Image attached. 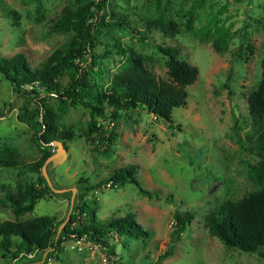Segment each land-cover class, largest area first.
<instances>
[{
  "label": "rangeland",
  "instance_id": "rangeland-1",
  "mask_svg": "<svg viewBox=\"0 0 264 264\" xmlns=\"http://www.w3.org/2000/svg\"><path fill=\"white\" fill-rule=\"evenodd\" d=\"M77 4L78 0H0V56L22 53L31 67H41L72 34L51 32L49 26L65 8ZM191 9L189 31L186 11ZM100 15L106 20L124 16L131 27L94 31V57L85 66L88 71L102 70L98 81L103 89L125 71L126 56L113 45L116 40L159 78L168 76L167 57L158 45L178 47L179 57L195 65L198 75L186 87V105L173 109L171 125L146 107L116 109L105 102L104 117L94 119L110 138L106 146L94 133L88 135V106H64L49 97L57 129L66 136L67 157L47 172L55 187L92 186L86 194L94 200L91 208L98 221L131 213L148 235L110 238L112 251L71 235L46 264H155L172 244L176 215L185 213L191 215L190 222L159 264H264V248L262 253L227 248L206 225L209 213L221 203L264 187L251 178L249 167L257 157L247 149L249 137L259 132L247 97L261 80L264 0H107ZM214 41L221 42L218 48ZM60 83L65 86L68 77H60ZM26 100L0 74V156L15 159L12 165H0V222L40 215L61 220L68 214L69 196L48 193L19 216L7 198L29 184H41L42 166L36 163L47 149L51 155L56 151L51 142L40 143L38 128L18 119ZM128 165L139 184L153 191L152 198L130 181L117 186L108 181L115 170ZM0 264L16 261L0 254Z\"/></svg>",
  "mask_w": 264,
  "mask_h": 264
},
{
  "label": "trees",
  "instance_id": "trees-1",
  "mask_svg": "<svg viewBox=\"0 0 264 264\" xmlns=\"http://www.w3.org/2000/svg\"><path fill=\"white\" fill-rule=\"evenodd\" d=\"M106 3L107 0H78L74 9L65 8L51 23L49 30L72 34L66 45L54 51L41 67H31L22 53H16L11 57L0 56V74L9 80L15 91L26 95L27 100L21 106L17 117L41 131L38 136L40 143L47 144L53 140H60L65 146L66 136L57 129V115L48 101L49 97H55L64 106L69 103H82L88 106L92 116L88 135L94 133L104 146L110 138L105 136L103 124L94 117H104L105 102L116 109L146 107L150 113L169 125L172 123L173 109L187 103L186 87L196 80L198 68L180 58L179 48L176 46H157L158 51L167 57V79L157 77L140 58L127 53V48H122L119 40L113 45L126 56L125 71L114 77L106 89H103L98 81V78H102V70L86 69L85 63L94 57L95 30L100 31L102 27L111 26L123 29L130 27L124 16L109 17L106 20L107 17L100 15ZM186 13L188 18L185 27L190 31L194 9L187 10ZM262 27L264 29V22ZM219 33L222 34V31ZM219 43L221 42L214 41V47L218 48ZM261 67L259 85L247 97L249 115L259 126V132L249 137L250 144L247 149L257 157L256 162L249 167L251 178L264 183V57ZM62 76L68 77L65 86L60 83ZM43 144L41 146L47 149ZM50 155L47 149L36 166L40 168ZM14 163L15 159L11 155L0 156L1 166ZM50 170L48 164L47 172L50 173ZM40 179L41 184L37 186L29 184L24 190L19 189L7 195L16 216L31 211L37 200L44 198L48 193L56 197L69 196L70 207L71 189L57 193L49 186L43 174ZM50 181L52 186L57 188L52 178ZM108 181L113 186L130 181L137 186L141 194L149 198L154 196L153 191L139 184L134 176L133 166L130 165L115 170L108 177ZM75 187L77 192L71 211L61 220H57L55 216L40 215L24 220L0 222V254H10L16 264H46L53 255L57 256L60 243L71 235L96 241L110 251H112L110 238L118 236L139 238L148 235V230L136 222L131 213L105 222L98 221L91 208L94 200L88 198L86 194V191L93 187L82 184ZM175 219L172 244L155 264H159L161 259L171 254L173 244L190 222L191 215L177 214ZM64 221L58 233V228ZM206 225L209 233L217 237L225 247L262 253L264 187L238 200L221 203L209 213Z\"/></svg>",
  "mask_w": 264,
  "mask_h": 264
},
{
  "label": "water",
  "instance_id": "water-1",
  "mask_svg": "<svg viewBox=\"0 0 264 264\" xmlns=\"http://www.w3.org/2000/svg\"><path fill=\"white\" fill-rule=\"evenodd\" d=\"M181 139V138H179ZM51 144L53 146H56V151L54 154L50 155L43 163L42 167H41V170H42V174L45 178V180L48 182L49 186L51 188H53L54 192H57V193H62L66 190H68L69 188H54L52 186V183L50 181V178L48 177L47 175V165L50 164V167H55L57 165H59L60 163H62L65 158L67 157V152H66V148L63 144L62 141L60 140H53L51 142ZM71 191H72V195L70 197V207H69V210H68V214L70 213L71 211V208H72V205H73V201H74V196H75V192H76V188L75 187H72L70 188ZM65 221L59 226L58 228V233L59 231L61 230L62 226L64 225Z\"/></svg>",
  "mask_w": 264,
  "mask_h": 264
}]
</instances>
